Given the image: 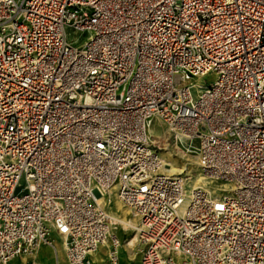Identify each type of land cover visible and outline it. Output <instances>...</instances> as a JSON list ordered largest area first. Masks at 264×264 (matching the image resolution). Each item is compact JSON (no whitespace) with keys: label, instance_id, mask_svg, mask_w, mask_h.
Returning <instances> with one entry per match:
<instances>
[{"label":"built area","instance_id":"built-area-1","mask_svg":"<svg viewBox=\"0 0 264 264\" xmlns=\"http://www.w3.org/2000/svg\"><path fill=\"white\" fill-rule=\"evenodd\" d=\"M118 228L139 264H264V0H0V264L52 233L117 264Z\"/></svg>","mask_w":264,"mask_h":264},{"label":"crops","instance_id":"crops-1","mask_svg":"<svg viewBox=\"0 0 264 264\" xmlns=\"http://www.w3.org/2000/svg\"><path fill=\"white\" fill-rule=\"evenodd\" d=\"M110 211L113 213L116 211L115 206L112 204L110 207ZM128 218H131L130 214L128 213ZM55 234V233H52ZM56 235V234H55ZM116 235L121 240V247L118 251V261L117 264H139V255L136 252V244L133 246V249H130L125 247V241L130 238L131 233L124 231L121 228H118L116 230ZM57 236V235H56ZM60 239V244H57V252L54 253L53 249L48 245H41L36 250V252L33 255H21L18 256L10 261L9 264H68L63 245L62 240L59 236H57ZM60 252V253H59ZM136 253L135 258H130L129 253ZM108 247L101 246L98 248L97 251L93 252L89 256V260L91 264H97L94 261V256L99 255L103 262L99 264H111L108 260Z\"/></svg>","mask_w":264,"mask_h":264},{"label":"bare ground","instance_id":"bare-ground-1","mask_svg":"<svg viewBox=\"0 0 264 264\" xmlns=\"http://www.w3.org/2000/svg\"><path fill=\"white\" fill-rule=\"evenodd\" d=\"M163 154H167L168 156L170 155V153H167V152H165V153H163ZM167 165H168V167H170V168L167 169L168 172H175V171H176V168L173 167V165H174V162H173V161H171V164H167ZM193 168L196 169V166L193 167ZM198 180H199V178L195 181V184L198 182ZM111 199H112V201H113V205L115 206V209H116V211L113 212L115 218H116L118 221H120V223H121L122 225H124V226H127V225H130V226H136V224H137V223H136V218H135V217L128 218V213H129L128 210L125 209V208L120 204V202H119L117 199H115L114 196H112ZM135 243H136V237L133 235V236H131L130 238H128V239L125 241V247H126V248L128 247V248H130V249H133V248H134L133 246L135 245ZM56 245H57V244L53 243V244L50 246V247L53 249L54 253L57 252V246H56ZM128 248H127V250H128ZM59 253H60V252H59ZM129 257H130V258H135V257H136V253H134V252L129 253ZM94 261H95V263L99 264V263L103 262V259H102L99 255H95V256H94ZM90 264H91V262H90Z\"/></svg>","mask_w":264,"mask_h":264},{"label":"rangeland","instance_id":"rangeland-1","mask_svg":"<svg viewBox=\"0 0 264 264\" xmlns=\"http://www.w3.org/2000/svg\"><path fill=\"white\" fill-rule=\"evenodd\" d=\"M90 35V33H85L83 35V39H86L88 36ZM214 79V76L213 75H208V76H205L201 82L202 83H210L212 82V80ZM150 135H153L155 137H162L164 134H165V127L162 126L160 124V122H158L157 120H154V123L152 125V132H149ZM163 158H168V155L167 154H163L162 155ZM177 157H175L176 159ZM170 161H173L174 164H175V167L177 166H180V161L177 159V163H176V160H170ZM174 167V165H173ZM132 236V234L130 235V237ZM50 239L53 241V243H58L60 244V239L55 235V234H51L50 236Z\"/></svg>","mask_w":264,"mask_h":264}]
</instances>
